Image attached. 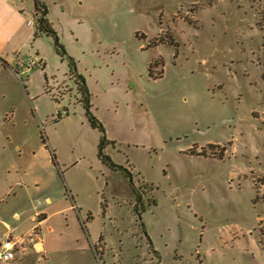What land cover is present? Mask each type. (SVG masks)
<instances>
[{"label":"rangeland","instance_id":"1","mask_svg":"<svg viewBox=\"0 0 264 264\" xmlns=\"http://www.w3.org/2000/svg\"><path fill=\"white\" fill-rule=\"evenodd\" d=\"M39 1L67 52L44 35V70L0 61V221L20 235L0 264H264V0ZM66 194L109 253L31 249L33 215Z\"/></svg>","mask_w":264,"mask_h":264},{"label":"crops","instance_id":"2","mask_svg":"<svg viewBox=\"0 0 264 264\" xmlns=\"http://www.w3.org/2000/svg\"><path fill=\"white\" fill-rule=\"evenodd\" d=\"M23 1L0 0V57L3 60L2 62L7 64L16 74L19 73L20 68L26 67L25 63L27 62L32 60H43L45 62V58L39 54V51L36 52L35 57L28 53L34 40L35 1L28 0L33 17L25 12V7L22 5ZM46 65L47 62H45ZM51 165L56 167L52 159ZM43 179L40 177L36 178L38 181L37 186H39L40 181ZM143 180H145L144 177ZM63 198L60 201L53 202V198L47 196L46 199L49 206L43 207L41 211H36L33 215L34 221L37 220L38 223L31 226L24 234H27L29 230L38 226L42 239L38 241L36 240L37 238L30 237L34 242L31 249L45 257H49L51 251H56L60 248H69L68 250L80 248L83 251L96 249L98 254L102 252L105 255L108 252L105 235L103 233H97L95 236H92L88 227L87 231L83 229L82 221L86 219L88 213L91 211H84L82 204L79 205L77 201L70 200L67 195ZM40 214L43 215L41 219L38 218ZM57 216H61L63 218L62 220H65V224H63L59 232L54 222H52L53 217L55 218ZM15 217L17 219L20 218V213L16 212ZM107 217L105 216V218ZM4 228L7 229L4 230ZM17 229L18 227L11 228L0 221V241L8 235L14 238L19 237L20 235L15 236ZM39 243L41 244V249H38ZM155 252L158 253V251Z\"/></svg>","mask_w":264,"mask_h":264},{"label":"trees","instance_id":"3","mask_svg":"<svg viewBox=\"0 0 264 264\" xmlns=\"http://www.w3.org/2000/svg\"><path fill=\"white\" fill-rule=\"evenodd\" d=\"M34 1H35V12H34V15H35V18H34L35 32H34V38L41 37V36H44V35L52 37L53 40H54V46L56 47L57 53L59 55H61L62 57H64L66 55L67 51H66L64 45L61 43L60 36H59L58 32L55 30V28L53 27V23L50 20L49 9L47 7V4L45 2L39 1V0H34ZM154 44L157 45L158 41L156 40L154 42ZM70 59H71V61L73 63L72 58H70ZM0 61H3L1 57H0ZM44 68L45 67H43V70H44ZM82 80H83L84 84H83V88H82L81 91L83 92V94L85 96V99H86V103H87L88 89H87V85L85 84V79L82 78ZM67 114H69V111H68ZM59 115L62 116L63 114L59 113ZM87 115L89 117V121H90L91 125L94 128L100 129V131L103 133L102 137L100 139V143L98 145V156H99V158L104 163H107L108 165H110L112 168L118 169V170H122V171H124L127 174V176H129L130 183H131L134 191L136 192V196H137L135 209H136V212H137L139 218H141V211L140 210L141 209L145 210V206H144V202H143V193H144V191L142 190V187L141 186L140 187L136 186V184H135L136 182L134 181L133 175H132V173L130 171H128L123 166L115 165L113 163L112 159L110 158V156L106 154V151H105L106 144L109 143L110 141L107 139V136H106V133H105L104 124L91 111V106H88V108H87ZM41 139H42V142L44 143V145L46 146V148H49L48 139L46 138L44 132H41ZM50 151H51V159H52V162H53L54 166H56V165L59 166L58 159H57L55 151L52 150V149ZM262 185H264V183ZM66 190H67V192L69 191L67 186H66ZM257 198H259V196ZM42 216L43 215L40 214L38 216V218L41 219ZM92 217H93L92 214L89 213L88 214V219H91ZM82 224H83V229L85 231H87L86 222L82 221ZM260 229H261V232H262V234L264 236V218L260 221ZM148 239H150V237H148ZM263 240H264V237H263Z\"/></svg>","mask_w":264,"mask_h":264},{"label":"built area","instance_id":"4","mask_svg":"<svg viewBox=\"0 0 264 264\" xmlns=\"http://www.w3.org/2000/svg\"><path fill=\"white\" fill-rule=\"evenodd\" d=\"M26 67L31 69L32 67H45V62L43 60H32L26 63ZM64 113H68V109L64 110ZM20 239L13 238L11 235L6 236L0 241V261L8 262L16 258L17 246Z\"/></svg>","mask_w":264,"mask_h":264},{"label":"bare ground","instance_id":"5","mask_svg":"<svg viewBox=\"0 0 264 264\" xmlns=\"http://www.w3.org/2000/svg\"><path fill=\"white\" fill-rule=\"evenodd\" d=\"M38 249H41V244L39 243V245H38Z\"/></svg>","mask_w":264,"mask_h":264},{"label":"water","instance_id":"6","mask_svg":"<svg viewBox=\"0 0 264 264\" xmlns=\"http://www.w3.org/2000/svg\"><path fill=\"white\" fill-rule=\"evenodd\" d=\"M3 228V227H2ZM7 228H4V230H6Z\"/></svg>","mask_w":264,"mask_h":264},{"label":"flooded vegetation","instance_id":"7","mask_svg":"<svg viewBox=\"0 0 264 264\" xmlns=\"http://www.w3.org/2000/svg\"><path fill=\"white\" fill-rule=\"evenodd\" d=\"M144 197V196H143Z\"/></svg>","mask_w":264,"mask_h":264}]
</instances>
